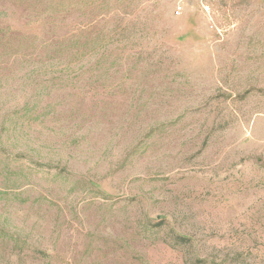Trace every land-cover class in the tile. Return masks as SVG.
I'll use <instances>...</instances> for the list:
<instances>
[{"label": "rangeland", "instance_id": "rangeland-1", "mask_svg": "<svg viewBox=\"0 0 264 264\" xmlns=\"http://www.w3.org/2000/svg\"><path fill=\"white\" fill-rule=\"evenodd\" d=\"M0 264H264V0H0Z\"/></svg>", "mask_w": 264, "mask_h": 264}]
</instances>
